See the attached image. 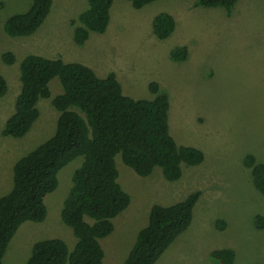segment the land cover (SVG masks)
I'll return each mask as SVG.
<instances>
[{
  "label": "rangeland",
  "instance_id": "rangeland-1",
  "mask_svg": "<svg viewBox=\"0 0 264 264\" xmlns=\"http://www.w3.org/2000/svg\"><path fill=\"white\" fill-rule=\"evenodd\" d=\"M196 3L161 0L136 10L129 1L116 0L108 31L93 33L78 47L71 22L88 10V0H55L41 29L24 38L9 37L5 25L26 13L32 0H0V75L9 87L0 99V198L13 189L14 165L56 130L59 114L51 100H42L41 117L27 136H3L21 92L20 65L32 54L84 64L100 78L115 73L124 94L135 100H153L150 85L159 84L171 98L173 138L205 154V163L185 168L178 182L167 181L161 169L142 178L117 157L119 183L131 205L114 221V233L101 241L104 264L125 262L153 206H172L196 192L201 197L190 228L157 264H216L211 254L223 249L236 253L235 264H264V229L255 224L258 216L264 217V196L244 164L250 155L264 164V0H239L231 14ZM161 14L171 15L177 24L164 41L153 32V21ZM182 47L187 60L173 61L171 53ZM7 53L14 54L13 65L4 62ZM51 92L54 97L63 93L59 79L52 81ZM83 162L78 158L60 172L58 189L45 198L47 219L20 228L4 264H27L40 241L60 239L74 250L77 239L61 213Z\"/></svg>",
  "mask_w": 264,
  "mask_h": 264
},
{
  "label": "trees",
  "instance_id": "trees-1",
  "mask_svg": "<svg viewBox=\"0 0 264 264\" xmlns=\"http://www.w3.org/2000/svg\"><path fill=\"white\" fill-rule=\"evenodd\" d=\"M127 1L141 10L161 0ZM54 2L32 0L26 13L6 22V34L11 38L35 35L49 18ZM115 2L88 0V10L78 21L71 22L75 45L83 47L93 33L108 31ZM238 2L197 0L196 6L222 8L231 14ZM176 27L169 14L158 15L153 21V32L161 41L171 38ZM171 58L186 61L187 49H175ZM3 59L7 65L16 62L12 53L5 54ZM20 72L21 92L3 136L15 139L27 136L41 117L42 100H51L59 116L54 135L14 165L13 189L0 198V264H4L10 243L25 223L45 222L48 215L45 198L58 189L60 172L78 158H84V162L73 175L61 213L77 244L71 252L63 240L40 241L34 245L27 264H104L101 241L114 233V221L131 205L130 195L119 183L117 157L142 178L161 169L167 181L178 182L185 168L205 163V154L197 148L181 146L173 138L171 98L159 84L150 85L153 100H135L124 94L115 73L100 78L84 64L34 54L24 58ZM55 79L60 80L63 93L54 97L51 83ZM8 91V83L0 75V99ZM244 164L251 170L254 187L264 196V164L252 155ZM200 197L201 193L196 192L172 206H153L148 225L139 232L123 264H157L190 228ZM255 224L264 229V217L258 216ZM211 257L216 264H235L236 253L223 249L214 251Z\"/></svg>",
  "mask_w": 264,
  "mask_h": 264
},
{
  "label": "crops",
  "instance_id": "crops-1",
  "mask_svg": "<svg viewBox=\"0 0 264 264\" xmlns=\"http://www.w3.org/2000/svg\"><path fill=\"white\" fill-rule=\"evenodd\" d=\"M111 15H112V13H111ZM56 59H58V58H56ZM63 59V58H62ZM64 60V59H63ZM65 61V60H64ZM67 63V62H66Z\"/></svg>",
  "mask_w": 264,
  "mask_h": 264
}]
</instances>
